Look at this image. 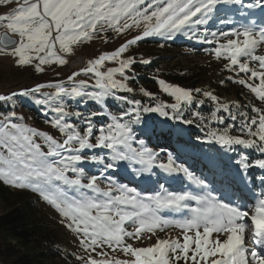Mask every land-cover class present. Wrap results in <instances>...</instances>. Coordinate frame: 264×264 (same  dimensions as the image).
I'll return each instance as SVG.
<instances>
[{
	"label": "snow or ice",
	"instance_id": "snow-or-ice-1",
	"mask_svg": "<svg viewBox=\"0 0 264 264\" xmlns=\"http://www.w3.org/2000/svg\"><path fill=\"white\" fill-rule=\"evenodd\" d=\"M0 26L6 29L0 54L36 72L49 63L66 64L65 54L74 46L101 33L143 28L89 60L67 82L0 94V102L12 109L0 114V182L32 191L64 218L84 253L69 251L67 257L77 264H264V55L255 54L264 44V0H21L0 16ZM154 37L207 45L205 51L229 61L225 69L248 77L228 80L255 94L261 107L230 105L210 91L163 80L158 83L173 103L144 89L148 102L119 94L133 93L127 82L137 79L135 66L152 60L128 56L106 71L100 70L102 64ZM257 63L259 71L252 66ZM81 74L91 75L94 84L76 79ZM44 87L56 91L41 92ZM17 101L38 106L63 140L23 123L14 110ZM110 101L124 106L118 115L110 111ZM206 101L213 105L209 117L201 111ZM193 124L205 130L196 141L210 144L214 154L197 157V146L189 142L172 152L148 146L153 139L170 141L175 132L182 133L179 125ZM189 161L203 162L207 175ZM98 181L110 186L102 188ZM184 181V190H170ZM250 198L254 204L247 202ZM126 222L138 227L128 231ZM167 227L181 229L180 236L148 247L127 242Z\"/></svg>",
	"mask_w": 264,
	"mask_h": 264
},
{
	"label": "rangeland",
	"instance_id": "rangeland-1",
	"mask_svg": "<svg viewBox=\"0 0 264 264\" xmlns=\"http://www.w3.org/2000/svg\"><path fill=\"white\" fill-rule=\"evenodd\" d=\"M19 2H21V0H3V2H0V16L10 14ZM3 30L6 31L5 27L0 26V31ZM142 31L143 28L141 26L139 28H133L126 33H116L112 31L101 33L93 37L92 40L84 41L83 43L74 46L72 53L65 54L66 64L59 65L57 63H49L43 66L44 72H36L32 66L26 67L24 69L18 68L12 57L0 54V94H8L14 90L18 91L22 88L32 87L41 83L47 84L55 81L67 82V77L73 72H79L81 69L87 67L89 60L97 58L102 53L115 50L122 43H124L125 40L130 39L135 35L142 34ZM194 45H196L195 41L185 40L183 37H180L175 41H164L157 37L148 38L145 41L134 45L116 60H106L102 64L100 70L106 71L108 68L118 67L119 60L126 59L128 56H134L136 59H140L141 57L144 59L150 58L152 60L150 65L138 64L135 66L134 72L137 74V79L129 80L127 82L128 86L133 88V93L119 94L130 95L135 99H141L143 102H148L149 98L144 96V93L140 91L141 89H144L145 91L159 97V99L163 102L173 103L175 102L174 98L163 92L162 87L158 83V80H163L165 81L166 85H175L186 89L199 88L203 91H210L218 97L219 101L224 103H234L236 105H240L241 101L239 98H241L245 103V106L250 103L256 107H261L258 97H256L255 94L251 93L246 87L228 80V77H232L234 80L241 78L247 79L248 77L246 75L241 74L237 76L233 72L225 69L224 64L228 63L229 61L223 57L217 59L214 53L211 51H205L204 48L208 47L207 45L203 47H194ZM255 54L264 55V44L257 48ZM77 58H81L82 63L72 65V62ZM241 62H244L243 58H241ZM252 66L256 67L258 71L260 70L258 63ZM129 75H131V73H129ZM114 78L121 79L119 74H115ZM76 79L85 80L89 84H94V78L91 75L81 74ZM221 80L224 81L223 85L220 84ZM253 83L254 85L259 84V80L256 79L253 81ZM55 91L56 90L51 87H44L41 89V92H47L50 94L54 93ZM122 107L124 106L117 107L115 102L110 101V111H112L114 114L118 115ZM34 108H38L40 112L39 114H42V123H37L32 119L28 112V107L21 108L20 105H18V108H15L14 110L17 116L23 117L22 122L29 127H34L38 131L47 132L54 138L62 141L64 138L63 134L52 125L49 117L45 116L44 112L38 106L34 105ZM70 110H75V107ZM89 110H98V108L95 106H90ZM155 118L157 120L164 119L158 115H156ZM178 127L184 131L182 133L175 132L173 136H183V133L187 130H197V132L201 131V129H199V127H197L195 124L179 125ZM173 136L170 141L161 140V142L166 143V147L161 146L162 144L157 147L158 143H156L157 140L155 139H153L152 143L148 146L156 151H160V149L163 148L166 149V151L172 152L174 150L171 149L170 144L172 145ZM193 140L196 141L195 138ZM173 155L175 156L174 152ZM257 172L259 173L258 170ZM122 182L127 183V181ZM98 183H100V186L105 189L110 186L107 181H98ZM7 186L13 191L24 190L15 186ZM187 186L188 182L184 181L183 184H173L170 190L180 191L184 190ZM143 187L144 186L141 185L138 190L142 189ZM255 191L259 192L260 188L257 187ZM35 195L38 196L37 194ZM249 204L254 203L249 201ZM40 206L43 209L45 208V211H47L51 217L54 218L55 225L57 226L59 235L63 242L65 257L64 259L56 260L55 264H77L76 260L73 257H67L66 253L72 251L77 255L84 254L77 246L78 238L74 233L66 229V222L62 223L64 218L56 210H54L52 206H50L43 199H41ZM162 215H170V213L163 212ZM124 227L128 231H135V228L138 227V225L133 224L132 222H126ZM180 234L181 229L179 228L167 227L163 230L158 228L156 229L155 234H148V236L151 238L142 235L140 239L127 240V242L132 243L134 247H148L154 245L157 239L176 238L177 236H180ZM246 245L248 247L253 246L251 240H246ZM105 251H109L110 256L117 255L118 258H126L122 254L112 253L108 249H105ZM0 264L2 263L0 262Z\"/></svg>",
	"mask_w": 264,
	"mask_h": 264
},
{
	"label": "trees",
	"instance_id": "trees-1",
	"mask_svg": "<svg viewBox=\"0 0 264 264\" xmlns=\"http://www.w3.org/2000/svg\"><path fill=\"white\" fill-rule=\"evenodd\" d=\"M239 99L241 101L240 105L245 106L242 99ZM229 104L236 105L234 103ZM18 105L21 108L28 107V112L34 121L37 123L43 122L41 120L42 114H39V109L34 108L33 104L17 101L15 108H18ZM212 110V102L206 101L205 106L201 110L202 115L209 117ZM244 110L250 111V109L241 108V111ZM10 111H12L11 108L4 106L0 102V114H7ZM199 129L201 131L198 132L197 130H187L183 133V136L174 135L172 145L170 144L171 149L175 151L181 148L185 142H189L197 146L198 150L193 153L197 157L201 154H214L210 144L203 143L201 145L193 140L196 137L203 139L205 130L200 127ZM156 143L158 145L162 144L161 146L166 145L161 140ZM189 152H192L191 148H189ZM251 154L253 158H260L257 153L252 152ZM233 155L235 158V154ZM189 163H194L196 170L204 171L207 175L203 162L189 161ZM199 171H197V175L200 174ZM254 174L260 175L257 170ZM219 179L218 177L217 180ZM217 186L219 185L217 184ZM247 195L251 197L252 194L249 192ZM249 201L251 203L254 202L251 198L247 202L249 203ZM0 205V262L2 264H55L56 260L64 259L63 242L54 218L45 211V208H41V198L39 196L25 189L13 191L6 184L0 182Z\"/></svg>",
	"mask_w": 264,
	"mask_h": 264
},
{
	"label": "bare ground",
	"instance_id": "bare-ground-1",
	"mask_svg": "<svg viewBox=\"0 0 264 264\" xmlns=\"http://www.w3.org/2000/svg\"><path fill=\"white\" fill-rule=\"evenodd\" d=\"M82 63V59L81 58H77L75 59L73 62H72V65H75V64H81Z\"/></svg>",
	"mask_w": 264,
	"mask_h": 264
},
{
	"label": "water",
	"instance_id": "water-1",
	"mask_svg": "<svg viewBox=\"0 0 264 264\" xmlns=\"http://www.w3.org/2000/svg\"><path fill=\"white\" fill-rule=\"evenodd\" d=\"M5 30L0 31V36H2L4 34Z\"/></svg>",
	"mask_w": 264,
	"mask_h": 264
}]
</instances>
